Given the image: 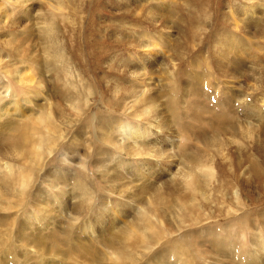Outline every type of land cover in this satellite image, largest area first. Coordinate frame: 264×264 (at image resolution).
<instances>
[{"label":"rangeland","instance_id":"1","mask_svg":"<svg viewBox=\"0 0 264 264\" xmlns=\"http://www.w3.org/2000/svg\"><path fill=\"white\" fill-rule=\"evenodd\" d=\"M201 2L202 6H210L212 20L215 19L213 17L217 11L225 17L215 28V37L219 38L222 33H226L240 39L231 43V48L226 49L224 56L220 58V69L213 61L218 57L217 52L222 54L225 47L218 43L217 49H214L216 39L211 37V18L206 17L207 22L201 23L199 16L204 18L203 9L189 0H29L24 7H21L22 4L12 7L9 0H0V10H10L13 17L7 19L5 26L0 24V109L5 107L6 110L8 107L10 116L7 117L15 119L14 122L11 121L13 124H6V129L3 126L0 131V139L3 140H0V164L4 165L8 160L4 151L10 149L5 147L4 141L16 135L13 133L15 131H12L15 125L23 124L31 116H40L42 110H45L42 117L49 118L51 113L54 126L62 134L58 139V151L45 155V169L41 171L42 166L38 174L32 175L33 181L29 189L28 199L43 203L42 212L45 211V214L39 212L38 217L47 216L46 210L50 208L47 210V220L40 226L44 228V235H57L58 230L67 227V218L70 217L67 208L73 209L79 204L80 195H74L75 186L72 181L64 183L56 178L68 173L70 177H80L79 179L86 181L90 186L93 185L92 190L95 192L96 198L91 200L92 205L88 207L90 211L88 208L83 209L84 205L79 207L78 212L84 215L80 218L89 217L93 224L100 214L103 218L97 221H101L100 225L96 223L94 228L92 237L97 242L90 244L97 246V249L90 248V252H105L102 242L107 239V235L110 238L113 232L126 230L138 222L139 216L152 215L151 210L156 207L164 211V215L158 213L157 217L167 233H171L147 251L145 246L138 242L135 245L125 243V246L130 250L134 249L132 251L139 260L137 264H154L158 261L156 257L162 252L169 254L165 260L166 264H178L176 252L164 249L171 247L167 242L179 238L182 233L173 229L170 224L177 223V211L182 204L180 199L185 196L187 205L196 208L193 214L186 212L190 221L186 217L187 223L181 226L182 231H187L184 235L191 234L190 246L179 249L188 255L189 264H263L264 255L260 256L262 251L258 246V238L261 242L264 241V0ZM46 27L52 29L46 30ZM53 29L55 32H51ZM93 29L95 30L92 31ZM98 29L106 34L108 44L101 45L100 41L105 40H101ZM117 41L119 43L116 48L113 42ZM90 42L104 49L99 51L101 48L98 46L91 49L86 46ZM53 43L51 47L48 46ZM123 44L124 46L118 48ZM8 45L23 49L21 48L19 55L12 56ZM77 49L79 56H76ZM56 50H60L62 55L56 58V74L45 71L42 77L38 76L39 72L35 67L32 68L33 63L43 65L49 57L48 51L50 59L53 60ZM4 64L9 68L1 70ZM5 70L13 72L14 78L6 76ZM17 73L37 82L45 78L41 80L38 88V85L31 83L35 87L30 88L29 91L32 92L28 94V86L18 84L15 78ZM200 77L201 80L197 83ZM57 79L60 81L57 82ZM192 82L199 89L192 90L193 94L187 95L184 88ZM201 92V97H198ZM146 96L156 98V105L145 107L140 103ZM29 98L30 103L26 101ZM215 103L229 107L231 121L226 124H209L208 132L200 138L197 129L203 130L202 127L206 128V125L202 123L211 122L210 109L214 110L211 105ZM18 105L20 110L15 111ZM174 109L177 111L173 112ZM192 112L202 113V122L194 121L191 118ZM7 120L9 121V118ZM184 121L191 126L181 127ZM116 123H122L124 130L120 131ZM32 126L34 127V124ZM131 126L135 128L131 130L134 136L124 133L125 129H131ZM185 127L193 129L185 130ZM44 129L39 128L37 131L45 134L44 136L52 135L43 132L47 131ZM50 138L55 140L57 134ZM42 139L45 141V137ZM45 143L47 144L46 141ZM125 143L141 146L140 157L131 156L135 147L121 150L120 145L124 147ZM206 143H212L208 151H205ZM14 158L16 165L12 171L18 174L15 173L13 181L9 175V178L5 176L6 172H12L10 169H0V180L4 179L1 181L2 186L11 182V190L14 188V182L21 177L19 174L22 172L19 171L22 164L25 169L35 170L37 167L33 166L32 156L28 162L20 161L19 157ZM9 160L13 162V158ZM97 160H101L100 163ZM123 160L132 164L131 168H119L118 165ZM191 160L201 162L206 168L203 173L201 171L198 174H190L188 187L200 191L195 204L191 203L194 198L185 193L183 187L175 190L171 186L179 181L182 169L187 170L186 163L190 167L195 166ZM209 166L216 172L217 180H207L206 171ZM140 171L142 174L138 177ZM146 174L149 179L143 178ZM73 178L71 180H74ZM42 179L49 182L45 183ZM50 180H53V186L58 188L53 190L49 184ZM63 183L67 185L64 186ZM206 184V195L202 197V185ZM57 189L60 191L57 192ZM14 190H17V187ZM39 193H43V198L47 195L44 200L38 199ZM55 194H58V199H63L62 205L55 199ZM50 200H55L56 203ZM53 204H57V208L51 206ZM51 208L54 211H51ZM23 210L14 208L5 215H0V224L5 220L10 223V231L6 230V234L14 233L17 239L20 236L19 230L13 221L15 218L17 221L19 218L22 220L24 215L28 216L30 211L27 210L28 214L22 215ZM32 215L30 214V217H33ZM245 215L252 221L253 228L250 231L239 229L241 225L238 221ZM153 217L154 214L151 218ZM194 217L199 221H195ZM90 220L85 223V227L92 224ZM82 222L78 223L79 234L74 232L75 228L72 230L77 235L75 238H80L73 241L75 245L81 244L80 242L89 243L87 238L90 237V230L84 234ZM40 227L37 226L35 233H40ZM229 229L239 232L240 238H236V235H233L236 239L233 238L236 241L240 239L242 244L238 242V246L244 247H239L237 260H232L220 248L221 241L218 237ZM26 230L31 232V229ZM198 235L201 237L198 238ZM4 238L10 239V236L4 233L1 239ZM210 240L218 242V248L214 247ZM105 243L106 246L110 244L107 241ZM15 245L18 246V242ZM61 249L64 251L63 256L56 259L61 262L59 264H97L94 260H89L90 256L84 255L85 251L78 248L77 253H67L63 259L68 248ZM46 253L45 260L54 259L55 254L51 250ZM249 253H253L248 259L249 262H244L242 257H248ZM86 254L89 255L87 252ZM195 258L199 260L195 261ZM50 259L47 261H51Z\"/></svg>","mask_w":264,"mask_h":264},{"label":"bare ground","instance_id":"2","mask_svg":"<svg viewBox=\"0 0 264 264\" xmlns=\"http://www.w3.org/2000/svg\"><path fill=\"white\" fill-rule=\"evenodd\" d=\"M27 1L29 0H9V4L12 5V7L14 6H18V5H21V7H24L27 3ZM193 5H199L201 9H203V15H204V18L202 19V15L199 16V19H200V22H207L206 21V17H210L211 18V23L210 25L213 24L212 28H211V33H213L211 35L212 38H215L216 41H214V49L216 50L217 49V46H218V43L220 45H223L225 48L223 49V52L222 54L218 53L217 51V59L215 60V62L213 61L214 65L217 66L219 69L222 67V64L220 62V58L224 56L225 54V51L226 49L228 48H231V43H233L234 41H239L240 39L239 38H233L232 36H229L227 35L226 33H222L221 36H218L215 37L214 35V30L215 28L220 24L221 21H223L225 19V17L217 11V13H215L214 17L215 19L214 20V23H213V20H212V15H210V11H209V5H203L202 6V2L201 0H189ZM25 4V5H24ZM200 12V11H199ZM12 19L13 17L11 16L10 14V10H0V24L3 23V25L5 26L6 23H7V19ZM240 21H242L243 19H239ZM10 21V20H9ZM182 21V20H181ZM41 28V27H40ZM43 29H45V27H42ZM47 29H52V28H49V27H46V30ZM95 29H93L92 31H94ZM51 32H55V30L53 29ZM98 32H99V29H98ZM225 32V31H224ZM101 34V40H105V41H100L101 45H104V43H107V36L106 34H103L102 31L99 32ZM216 33V32H215ZM43 34V33H42ZM231 34V33H230ZM98 35V34H97ZM234 35V34H233ZM91 36V35H90ZM42 39L44 41H46V38L42 36ZM84 39V38H83ZM11 41H9L10 43ZM85 42V41H84ZM108 42H109V39H108ZM99 43V42H98ZM118 41L117 42H113V46L116 47L118 45ZM226 43V44H225ZM94 45L91 44V42L86 45V46H90L91 49H93V47L95 46H98L96 43H93ZM108 44V43H107ZM11 45V44H10ZM24 45V44H23ZM53 44H48L49 47H51ZM9 46V45H8ZM124 46L123 45H119V47H122ZM22 48V47H21ZM21 48L19 47H15V46H12L10 47L9 46V50H10V53L12 56H16V55H19L20 52L22 51ZM101 48V46L99 47ZM117 48V47H116ZM23 49V48H22ZM104 47H102L101 49H98L99 51L100 50H103ZM81 50V49H80ZM222 50V49H221ZM57 51V52H56ZM53 54L54 56V59L51 60L50 59V52L48 51L49 53V57L45 59V63L42 65L41 63H33L32 65V68H36V70L39 72L38 76L40 75L42 77V75L45 73V71L47 73H52L53 75L56 74L55 71H57V65L55 64L56 62V58L58 56L62 57V55L60 54V50H56ZM106 51V50H105ZM64 52V51H63ZM220 54V55H219ZM99 55V54H98ZM65 56V54H64ZM76 56H79V50L77 49V53H76ZM66 57V56H65ZM215 59V58H214ZM213 59V60H214ZM28 61V59H26ZM44 61V60H43ZM24 63V62H23ZM29 64V63H28ZM31 64V63H30ZM29 64V65H30ZM1 66V65H0ZM28 67V66H27ZM31 67V66H30ZM6 68H9L7 67L5 64L2 65L1 67V70L2 69H6ZM30 69V68H29ZM2 72V71H1ZM21 73V71H20ZM4 74L8 77H13V72H11L10 70H5ZM10 74V76H9ZM16 74V73H15ZM18 74V73H17ZM220 75H221V72H220ZM64 78V75H62ZM207 76V75H206ZM28 76H22L21 74H18L17 76H15V78L17 79V82L18 84L20 85H25V86H28V91L27 93L29 94L30 92L32 91H29L30 88H34L35 85H38L37 88L39 87V84L41 83V80L45 77H43L41 80H39L38 82L36 80H34L33 78L32 79H29L27 78ZM35 77V75H34ZM14 78V77H13ZM198 79V78H197ZM49 80V79H48ZM201 80V77L197 80V83L200 82ZM204 80V79H203ZM60 79H57V82H59ZM194 82H196L195 80H193ZM38 84H37V83ZM48 82V81H47ZM207 82V81H206ZM31 83L35 84V85H32ZM202 83V82H201ZM210 84V83H209ZM185 85V83H184ZM172 87V86H170ZM174 87V86H173ZM212 87V86H211ZM191 88V90H190ZM198 88V86H197ZM196 88V84L194 86V83H188L186 86H185V90H184V93H187V95H192L193 92L192 90H197ZM199 89V88H198ZM171 90V88H170ZM195 93V92H194ZM216 93V92H215ZM202 94L201 93H198V97ZM38 95V94H37ZM201 97V96H200ZM140 98V97H139ZM34 99V98H33ZM26 100V99H25ZM201 100V99H200ZM27 102H31L30 98L29 100H26ZM21 102V101H20ZM181 102V101H180ZM200 102V101H199ZM140 103H142L145 107H149V105H156V98L152 97V96H146ZM198 103V102H197ZM201 103V102H200ZM213 103V102H212ZM195 104V102H194ZM195 106V105H194ZM222 107L224 109H222ZM1 108V107H0ZM211 108H213L214 110L210 109L211 110V122L209 123H202L203 125H206V128L205 127H202L203 130H199L197 129V131L200 133L199 134V137L201 138L202 134H205L207 133V128H208V125L211 124V123H218V124H226L228 122L231 121V117H230V112H229V107L227 105H222L221 103H218V104H212L211 105ZM15 111L17 110H20V107L19 105L16 106V108L14 109ZM145 110V109H144ZM193 110V109H192ZM5 111V113H4ZM45 111V110H42L40 112V116L38 117H33L31 116V118H29L27 121H24L23 124H14L15 125V128L12 129V131L14 130L15 132H13L14 135L13 137H11L10 139H7L5 138L6 141V146L7 148H9L10 150H3L4 153H5V158L8 159L6 160L5 164L3 165L2 163L0 164V169L4 168L3 171H5V168L7 171H9L8 169H10L12 171V168L15 167V162L16 160H14L15 158L14 157H19L20 158V161H23V162H28L29 159H31V156L34 157V164L33 166H37L34 169L32 168H28V169H25L23 164L20 166V173L19 175L21 176L20 179L18 181H15V185H14V188L17 187V190H14V188H12L13 190L10 189V184H12L11 182H9L8 184L4 183L2 186V182L4 181V179L0 180V215H5V213H7L8 211L10 210H13L14 208H18V209H24L23 210V214H28L27 210L30 211V213L28 214V216L25 217L24 215V218H22V220H19L21 218L17 219L15 218L14 219V224L16 223V228L19 230V237L17 239V237L15 238L14 237V233H7L6 234V230L7 232L10 231L8 230L9 227L8 225L10 224L9 222H7V220H5L2 224V226H0V264H59L61 262L57 261L56 259L59 257V256H63V253L64 251H62L61 248H65L67 247L68 250L65 252V255L63 257V259H65V257L67 256V253H77V248L78 250H83L85 251V254L84 255H87V256H90L89 260H94L95 262H97V264H137L138 263V259L136 257V254L134 251V249L130 250L129 247L125 246V243H129L130 245H135L137 244H140V245H144L145 247V251H147L151 246H154L155 244L161 242V240L164 238H166L168 236V234H170L171 232L167 233V231L165 230V227L162 223H160V220L159 218L157 217V214H161V215H164V211H162V209H158L156 207H153L151 212H152V215L154 214L155 217L157 218L156 220L154 219L155 217L151 218L152 215H150L148 217V215H145V214H141L142 216H139L138 217V222L133 224L131 227L129 226L128 228H126V230H119V231H116V232H113V234L111 235L110 238H108L109 235H107V239H105L103 242H102V247L105 249V252H103L102 254L100 253H97L96 251L94 252H90L89 250H91L90 248H96L97 246H90V244L94 241L95 244L97 241L93 240V237L94 234L93 232H95V229L96 228V223H98L97 221L103 219L101 214L99 216H97L96 218V223L93 224V220L91 221L88 217V219L92 222V224L90 223V225H86L85 227V223H87V221H89L88 219H85V218H80V217H84V215L82 216L78 211V209H80L79 207L81 205H84V208H87L90 207L92 205L91 203V200L95 199L96 196H95V192L94 190H92L93 188V185H89L86 181H83L77 177H70L67 173V175H63V176H60V177H56L58 178L59 180L63 181L64 183L66 181H69L70 182L72 181V183L74 184L73 186H75V189L73 190L74 191V195L76 194H79L80 195V200L78 201V205L76 207H74L73 209H71L70 207L67 208V210L70 211V217L68 216V226L65 227V228H62L60 229V231L58 230L57 232V235H44V228L43 227H40L41 225H44V221L47 220V217L49 215V212L47 210H49L47 208L46 212L48 213L47 216H42L43 211L42 210V204L43 203H37L35 201H30L28 198H29V189L31 188V183H32V175H36L40 172L39 168H42L43 166V170L41 171H44L45 169V166H46V163H45V155L47 153L51 154L55 151H58L57 148H59V145H60V141H58L59 137H62V134L59 132V130L56 129V127L54 126V121L52 119V115L50 117L49 115V118L47 116L45 117H42V112ZM146 111V110H145ZM148 111H149V108H148ZM174 111H177V110H173ZM200 111V110H199ZM194 112V110H193ZM192 112V119L194 121H199L202 122V113H196L194 114ZM9 110H8V107H6V110H5V107L3 109H0V120H4V122H0V131L2 130V127L4 126V129L5 126L9 125L10 122H14V117H7V116H10L9 114ZM14 114V113H13ZM25 114V113H24ZM140 114V113H139ZM12 115V114H11ZM17 116V115H16ZM19 116V115H18ZM9 118V121L7 120ZM110 118V117H109ZM22 119V118H21ZM26 120V118H25ZM110 120V119H108ZM107 121V120H106ZM214 121V122H212ZM11 122V123H12ZM105 122V121H104ZM21 123V122H20ZM109 123V122H108ZM178 123V122H177ZM7 124V125H6ZM13 124V123H12ZM34 124V127L32 126ZM120 124V123H119ZM116 123L117 126H119V130L123 131L124 129V125L121 123V125H119ZM126 124V123H125ZM13 125V126H14ZM105 125V124H104ZM113 125V124H112ZM189 125V123H182V126H187ZM107 126V125H106ZM191 125H189L190 127ZM105 127V126H104ZM8 128H10L8 126ZM39 128H45L47 131H43V132H47L48 134H52V135H42L41 133H39L37 130H39ZM107 128V127H106ZM115 128V127H114ZM113 128V129H114ZM184 128V127H183ZM44 129V130H45ZM118 130V128H116ZM132 129H135L133 126H131V129H125V132L124 133H127L128 135H132L134 136L131 132ZM191 129H193L191 127ZM190 128L188 127H185V130H191ZM10 130V129H9ZM157 130V129H156ZM209 130V129H208ZM147 131V130H146ZM12 133V132H11ZM158 133V132H157ZM1 134H4V133H1ZM6 134V133H5ZM57 134V138H55V140H53L52 137L53 135ZM116 134V133H114ZM120 134V133H118ZM126 134V136H127ZM9 135V134H8ZM12 135V134H11ZM3 136V135H2ZM7 136V135H6ZM186 136V135H185ZM43 137H45V141L47 142V144L45 143V141L42 139ZM125 137V136H124ZM137 137V136H135ZM156 137V136H155ZM130 138V137H129ZM2 140V139H0ZM3 141V140H2ZM122 144V143H121ZM128 144H130V146H128ZM210 145H212V143H206V147H205V151H208L211 147ZM124 147H122L120 145V149L121 150H124L126 151V147H135L133 148V155H131L132 157H136V156H139L140 157V153H141V146L140 147H137L136 143H125V145H123ZM91 148V147H90ZM99 148V147H97ZM110 148V147H109ZM148 148V147H147ZM185 148V147H184ZM113 149V148H112ZM182 149V148H181ZM103 150V149H101ZM178 150H179V147H178ZM184 150V149H183ZM186 150V149H185ZM69 151V150H68ZM73 151H75V149H73ZM77 151V150H76ZM97 153L99 152V150H96ZM95 151V152H96ZM106 151V150H105ZM67 152V151H66ZM147 152H150V151H147ZM3 153V152H2ZM72 153V151H71ZM78 153V152H76ZM74 152V154H76ZM244 153V152H243ZM1 154V153H0ZM63 154V153H62ZM109 154V153H108ZM152 154V153H151ZM66 156V154H64ZM79 155V153H78ZM77 155L76 158H78L79 156ZM101 155H105V154H101ZM154 155V154H152ZM158 155V154H157ZM184 155V154H183ZM51 156V155H50ZM70 156V155H69ZM81 156V155H80ZM155 156V155H154ZM174 156V155H173ZM172 156V157H173ZM72 158V156H70ZM189 157V154L187 155L186 159H188ZM9 158H13V162L11 160H9ZM67 158V157H66ZM110 158V157H109ZM108 158V159H109ZM68 159V158H67ZM107 159V160H108ZM136 159V158H133V160ZM138 159V158H137ZM79 160V159H78ZM122 160V159H121ZM98 161V160H97ZM101 161V160H100ZM100 161H98V163H100ZM3 162V161H2ZM105 162V161H104ZM120 162V161H119ZM134 162V161H133ZM51 163V162H50ZM191 163H193L195 166H189L188 163H186V167L187 170L185 169H182V172L179 174V181L176 183V184H172L171 186H173L176 189L180 190L181 187L184 188L185 190V193H187L189 196H191V198H194L193 201L191 202L192 204H195V202H197V199H198V195H200V191L197 189V188H190L188 187V184L190 183V177H191V172H197L196 174H198V172H201L202 173L206 170L205 167H203V164L199 161H192L191 160ZM26 164V163H24ZM111 164V163H110ZM45 165V166H44ZM132 165V164H131ZM131 165L129 164V162L126 161L125 163V160H123L122 162H120V165L119 168L121 169H124L123 167L124 166H127L128 169L131 168ZM141 166V164H138ZM111 166V165H109ZM114 166V164H113ZM151 166V165H150ZM202 166V168H200ZM112 167V166H111ZM109 168V167H108ZM142 168H144V165L142 166ZM151 168V167H149ZM219 168V167H217ZM18 169V167H17ZM134 169V168H133ZM140 169V168H139ZM60 170V169H58ZM143 170V169H142ZM18 171V170H17ZM133 171V170H132ZM150 171V170H149ZM1 172V170H0ZM135 172V171H134ZM146 172V171H145ZM206 178L208 181H211V180H215L216 179V172H213L212 168L209 166V168L207 169L206 171ZM5 173V172H4ZM6 172V177H8V175L11 177L12 181L15 179L14 175L16 176L15 173L17 172ZM43 173V172H42ZM41 173V174H42ZM53 175H55V172L52 171ZM57 173V172H56ZM59 173V172H58ZM62 173V172H60ZM128 173V172H127ZM150 173V172H149ZM1 174V173H0ZM18 174V173H17ZM80 174V173H79ZM136 174V173H135ZM142 174V172L140 171L138 175V177ZM73 175V174H71ZM83 174H81L82 176ZM121 175V174H120ZM171 175V174H170ZM219 174H217L218 176ZM56 176V175H55ZM54 176V178H55ZM86 176V175H85ZM136 176V175H135ZM37 177V176H35ZM74 177V178H73ZM132 177V176H131ZM178 177V176H177ZM219 177V176H218ZM9 178V177H8ZM17 178V177H16ZM43 178V176H42ZM71 178H73L74 180H71ZM82 178V177H81ZM142 178V177H141ZM144 179L145 178H148L149 179V175L146 174V177H143ZM142 178V179H143ZM38 179V178H37ZM45 179V177H44ZM140 179V178H138ZM43 180V179H42ZM54 180V179H53ZM53 180H50V185L52 187V189H56L58 187H54L53 184L51 181ZM84 180H85V177H84ZM108 180V179H107ZM132 180V179H131ZM217 180V179H216ZM2 181V182H1ZM7 181V180H6ZM37 181V180H36ZM35 181V183H37ZM45 181V180H43ZM113 181V180H112ZM111 181V182H112ZM49 182V181H48ZM45 181V183H48ZM89 182V181H88ZM52 183V184H51ZM63 183V184H64ZM90 183V182H89ZM150 183V182H149ZM71 184V183H70ZM68 184V185H70ZM58 185V184H55V186ZM67 185L64 184V186ZM176 185H179L178 187H176ZM13 186V185H12ZM63 186V187H64ZM150 186V185H149ZM50 187V188H51ZM61 188V187H60ZM41 189V188H40ZM62 189V188H61ZM206 190H207V184L205 186L202 185V191H201V194H202V197H204L206 195ZM60 191V189H59ZM58 189H57V192H59ZM62 191V190H61ZM54 192V191H53ZM63 192V191H62ZM208 193V192H207ZM38 194V193H37ZM37 194H35L34 196H36ZM43 194V193H42ZM41 193H39V198L43 199L47 196H45L43 198V195ZM62 196L64 195L63 193H61ZM238 192L235 193V198L237 197L238 198ZM58 197V194L56 195L55 194V199ZM74 197V196H73ZM34 198V197H33ZM37 198V196L35 197ZM48 198V197H47ZM60 198V197H59ZM62 198V197H61ZM106 198V197H105ZM236 198V200H237ZM28 199V200H27ZM32 199V198H31ZM52 199V198H51ZM58 199V198H57ZM75 199V198H74ZM158 199L160 201V203L162 204L163 202L161 201V199L159 198L158 196ZM49 200V199H48ZM76 200V199H75ZM74 200V201H75ZM99 200V199H98ZM207 200V198H206ZM8 201H10V203H8ZM50 201H53V203H56L55 200H50ZM104 201V200H103ZM58 202H59V205H62L63 204V199H58ZM180 202L182 203L181 204V207L179 208V210L177 211V223L175 225H171L170 226L173 228V229H176L177 231H181L182 233L180 234V237L177 238V239H171V241L167 242L170 244L171 247H168L165 248L164 250H167V251H175L176 252V257L178 258V264H189V259L188 258V255L185 254L182 250H179L180 248L182 247H185L187 245L190 246V237H191V234H185L187 231H182L183 228H181V226L185 223H187L188 220H186V217L187 219H189L188 215L186 214V212H188L189 214H193L194 211L196 210L195 206H189L187 205V199L185 196H182L181 199H180ZM52 204V202L50 203ZM71 204V203H70ZM73 204V203H72ZM75 204V202H74ZM77 204V203H76ZM110 204V203H109ZM46 205V204H45ZM49 205V203H48ZM95 205V204H94ZM132 205V204H131ZM50 206V205H49ZM53 207L56 206L57 208V204H53L51 205ZM133 206V205H132ZM137 206V205H136ZM149 206V205H148ZM12 207V209H11ZM52 207V208H53ZM62 208V206H60ZM63 207H66V206H63ZM130 207V205H129ZM146 207V206H145ZM51 208V211L53 210ZM92 208V207H91ZM96 208V207H95ZM94 208V209H95ZM136 208V207H135ZM99 209V208H98ZM110 209V208H109ZM107 209V211L109 210ZM144 209V208H143ZM143 209H142V212L143 213ZM188 209V211H187ZM59 210V209H58ZM89 210V208H88ZM111 210V209H110ZM22 211V210H21ZM54 211V210H53ZM90 211V210H89ZM42 212V215H40L41 217H44V218H41V217H38V213ZM82 212V211H81ZM92 212V211H91ZM21 213V212H20ZM93 213V212H92ZM30 214H34L33 217H30ZM73 216H72V215ZM83 214V213H82ZM13 216V215H12ZM54 216V215H52ZM106 216V214H105ZM23 217V216H21ZM62 217V216H61ZM86 217V216H85ZM55 218V217H53ZM195 218V217H194ZM51 219V218H50ZM63 220V218H61ZM66 219V220H67ZM94 219V218H93ZM238 219V218H237ZM250 217L248 215H245L244 217H242L238 222L239 224L242 226L239 227L240 230L242 231H250L251 228H253V225H252V221H249ZM260 219V218H259ZM55 220V219H54ZM61 220V221H62ZM198 218H195V221H197ZM17 221V222H16ZM39 221V222H38ZM51 221V220H50ZM82 222V231L84 234H87L90 230V233L88 236H90L89 238H87L89 240V243H86L84 242L85 244H82L83 242H80L81 244L79 245H75L73 243V241L75 240H79L78 238H75L77 235L74 234V232H77V234H79V230H80V226H78V223H81ZM86 221V222H84ZM190 221V219H189ZM199 221V220H198ZM53 222V221H52ZM59 222V221H58ZM66 222V221H65ZM101 222V221H100ZM100 222L97 224V225H100ZM64 223V221H63ZM47 224V223H46ZM60 224V222L58 223ZM66 224V223H65ZM89 224V223H88ZM127 224V223H126ZM237 224V223H236ZM39 225L41 231L40 233H35L34 230L37 231V226ZM130 225V224H128ZM190 226V224H189ZM235 226V225H233ZM184 227V226H183ZM48 228V227H47ZM73 228H75V231L72 232ZM246 228V229H245ZM247 228H249L247 230ZM26 229H31L30 231L31 232H28ZM161 229V231L159 230ZM164 229V230H163ZM163 231V232H162ZM224 231V230H223ZM5 235L6 236H10V239H1L2 238V235ZM243 233V232H242ZM246 233V232H245ZM244 233V234H245ZM9 234H12V235H9ZM83 234V235H84ZM106 235V234H105ZM184 235V236H183ZM232 236L231 238L229 236ZM233 235H236L238 238L240 236L239 232L235 229L232 231V229H229L227 230V232L222 235V233H220V236L218 237V240H220V248L222 249L223 252H225V254H227L230 258H232V260H237V254H238V251H240V248L241 249H244V247L242 245L238 246V244H242V241H240V239L238 241L234 240L235 236ZM18 236V235H17ZM87 237V235H85ZM187 236H189V238H187ZM216 236V235H215ZM85 237V238H86ZM198 238L201 237V235H198L197 236ZM234 237V238H233ZM187 238V239H186ZM235 238V239H236ZM240 238V237H239ZM246 238V237H245ZM214 239V238H213ZM233 239V240H232ZM242 240V239H241ZM105 241H107V243L109 244V246H106V243ZM211 241V240H210ZM258 241H259V244L258 246L260 247L259 249H261L262 253L260 256H263L264 255V241L261 242V240L258 238ZM18 242V246L15 245V243ZM239 242V243H238ZM257 242V241H256ZM123 243V245H122ZM78 244V243H76ZM97 244H100V243H97ZM161 244V243H160ZM211 244L218 248V242H216L215 240H212L211 241ZM252 244V243H251ZM246 245V243H245ZM253 245V244H252ZM263 247H261V246ZM200 245L198 244L197 247H199ZM238 246V247H237ZM136 247V246H135ZM240 247V248H239ZM29 248V249H27ZM84 248V249H83ZM89 248V249H88ZM112 248V249H110ZM133 248V247H132ZM238 248V249H237ZM30 249H33V250H30ZM97 249V248H96ZM48 250H51L53 254H55V257L54 259H50L51 261H47L44 259L45 257V254L46 251ZM89 253L88 254H86ZM244 252V251H243ZM252 252V251H251ZM253 254V253H252ZM251 253H249L248 257H245L243 256L242 257V260L245 262V261H248V259L252 256ZM17 257H16V256ZM83 255V256H84ZM168 255L166 252H162L160 253L159 256L156 257V263L154 264H164L163 262H165L166 258H168ZM258 255V254H257ZM49 257V256H48ZM53 257V256H52ZM51 257V258H52ZM257 257V256H256ZM59 259V258H58ZM202 259V258H200ZM99 260V262L97 261ZM197 260V258H195V261ZM199 260V259H198ZM197 260V261H198ZM253 260V259H252ZM110 261V262H109ZM143 261V260H142ZM249 262V261H248ZM167 262H165L166 264ZM262 263L264 264V261L262 260ZM243 264V263H242ZM248 264V263H246Z\"/></svg>","mask_w":264,"mask_h":264}]
</instances>
